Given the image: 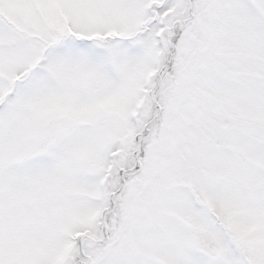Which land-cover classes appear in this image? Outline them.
<instances>
[{
  "label": "snow or ice",
  "instance_id": "snow-or-ice-1",
  "mask_svg": "<svg viewBox=\"0 0 264 264\" xmlns=\"http://www.w3.org/2000/svg\"><path fill=\"white\" fill-rule=\"evenodd\" d=\"M0 264H264V0H0Z\"/></svg>",
  "mask_w": 264,
  "mask_h": 264
}]
</instances>
